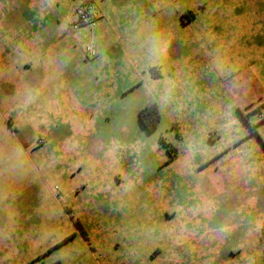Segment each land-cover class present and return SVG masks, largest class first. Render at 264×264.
I'll list each match as a JSON object with an SVG mask.
<instances>
[{
  "label": "rangeland",
  "instance_id": "obj_1",
  "mask_svg": "<svg viewBox=\"0 0 264 264\" xmlns=\"http://www.w3.org/2000/svg\"><path fill=\"white\" fill-rule=\"evenodd\" d=\"M38 1L0 0V264H264V0Z\"/></svg>",
  "mask_w": 264,
  "mask_h": 264
},
{
  "label": "built area",
  "instance_id": "obj_2",
  "mask_svg": "<svg viewBox=\"0 0 264 264\" xmlns=\"http://www.w3.org/2000/svg\"><path fill=\"white\" fill-rule=\"evenodd\" d=\"M95 14V7L89 5V3H86L85 5L81 6L76 11V15L78 16L79 20L74 26V29L83 26H94L97 21Z\"/></svg>",
  "mask_w": 264,
  "mask_h": 264
},
{
  "label": "crops",
  "instance_id": "obj_3",
  "mask_svg": "<svg viewBox=\"0 0 264 264\" xmlns=\"http://www.w3.org/2000/svg\"><path fill=\"white\" fill-rule=\"evenodd\" d=\"M43 0H39L38 1V3H42V4H40L41 5V7L43 6ZM39 5H35V4H32V6L30 7V11H35L36 9H37V7H38ZM44 7V9L46 10V6H43ZM102 17V16H101ZM185 27L184 28H187V24H183ZM57 39H59L58 40V43H63V38L61 37V35H59V37H57ZM59 47V46H58ZM184 65H185V61L184 62H181V63H179V64H173V66H172V71L173 72H179L181 69H182V67H184Z\"/></svg>",
  "mask_w": 264,
  "mask_h": 264
},
{
  "label": "trees",
  "instance_id": "obj_4",
  "mask_svg": "<svg viewBox=\"0 0 264 264\" xmlns=\"http://www.w3.org/2000/svg\"><path fill=\"white\" fill-rule=\"evenodd\" d=\"M146 115H153L155 117L156 123L159 122V120H160L158 109H157V106L155 104L145 108L140 113L141 118L145 117ZM155 127H156V125H154V128Z\"/></svg>",
  "mask_w": 264,
  "mask_h": 264
}]
</instances>
